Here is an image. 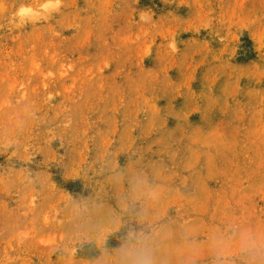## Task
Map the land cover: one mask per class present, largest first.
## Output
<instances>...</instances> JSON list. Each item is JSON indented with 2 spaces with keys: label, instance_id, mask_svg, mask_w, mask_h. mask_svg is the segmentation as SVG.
<instances>
[{
  "label": "rangeland",
  "instance_id": "obj_1",
  "mask_svg": "<svg viewBox=\"0 0 264 264\" xmlns=\"http://www.w3.org/2000/svg\"><path fill=\"white\" fill-rule=\"evenodd\" d=\"M42 2L0 0V264H264V0Z\"/></svg>",
  "mask_w": 264,
  "mask_h": 264
},
{
  "label": "clouds",
  "instance_id": "obj_2",
  "mask_svg": "<svg viewBox=\"0 0 264 264\" xmlns=\"http://www.w3.org/2000/svg\"><path fill=\"white\" fill-rule=\"evenodd\" d=\"M64 0H43L39 3L38 7H32L29 5H21L16 13V23L19 26H26L29 23H39L42 20H47L49 17L60 12L63 7ZM139 20L141 22H147L150 15H153L151 9L140 11ZM168 47L172 52H177L179 49L175 38H173ZM136 264H151L148 257L144 256L136 261Z\"/></svg>",
  "mask_w": 264,
  "mask_h": 264
}]
</instances>
